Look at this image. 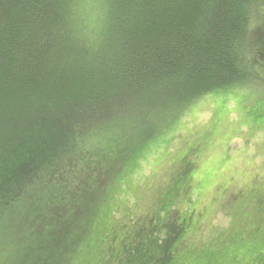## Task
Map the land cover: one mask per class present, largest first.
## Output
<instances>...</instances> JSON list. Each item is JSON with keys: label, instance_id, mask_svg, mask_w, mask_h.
Listing matches in <instances>:
<instances>
[{"label": "trees", "instance_id": "trees-1", "mask_svg": "<svg viewBox=\"0 0 264 264\" xmlns=\"http://www.w3.org/2000/svg\"><path fill=\"white\" fill-rule=\"evenodd\" d=\"M260 85L264 0H0V264H184L190 218L97 230L141 147ZM240 233L186 264H239Z\"/></svg>", "mask_w": 264, "mask_h": 264}, {"label": "rangeland", "instance_id": "rangeland-1", "mask_svg": "<svg viewBox=\"0 0 264 264\" xmlns=\"http://www.w3.org/2000/svg\"><path fill=\"white\" fill-rule=\"evenodd\" d=\"M225 94L203 99L163 138L138 150L124 172L127 182L114 190L108 223L98 234L106 230L117 241L126 227L149 228L148 218L175 213L190 218L184 264L192 259L190 249L192 254L200 247L219 248L237 231L245 234L239 264H264V87ZM186 153L193 156V172L182 191H173Z\"/></svg>", "mask_w": 264, "mask_h": 264}]
</instances>
